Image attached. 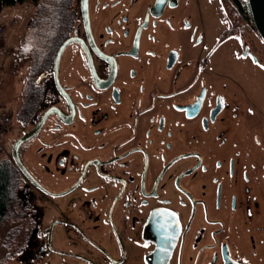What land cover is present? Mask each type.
<instances>
[{"label": "flooded vegetation", "instance_id": "obj_1", "mask_svg": "<svg viewBox=\"0 0 264 264\" xmlns=\"http://www.w3.org/2000/svg\"><path fill=\"white\" fill-rule=\"evenodd\" d=\"M221 1L257 32L236 0ZM28 3L11 147L45 120L18 149L30 176L11 160L13 245L0 264L263 258L264 147L247 129L253 105L213 60L225 38L211 45L206 1Z\"/></svg>", "mask_w": 264, "mask_h": 264}, {"label": "rangeland", "instance_id": "obj_2", "mask_svg": "<svg viewBox=\"0 0 264 264\" xmlns=\"http://www.w3.org/2000/svg\"><path fill=\"white\" fill-rule=\"evenodd\" d=\"M203 5L204 15L207 17L211 45L221 33L225 41L218 46L219 50L213 55L215 63L225 72V81L240 86L239 95L242 98L243 108L245 99L252 107V122L247 129L251 131L258 143L264 147V67L254 61V50L257 57L264 62V41L258 31L251 32L247 25L240 21L234 6L219 0H205ZM30 3L26 2L15 6L5 7L2 12L1 22L4 24V39L7 51L2 59L0 71V110L9 111L12 115L10 102L13 88L21 86L27 77L29 62L28 54L31 49V35H29ZM195 18L198 12L194 14ZM41 18V17H40ZM41 20V19H40ZM249 48V52L244 54ZM257 50V51H255ZM264 65V63H263ZM245 111V109H244ZM12 136V130L11 135ZM12 141V140H11ZM11 149V142L8 143ZM264 202V197L262 198ZM264 226V220L262 221ZM11 220L7 218L0 229V255L9 256L12 250ZM259 232V231H258ZM260 233V232H259ZM258 257L253 264H264V227L258 236Z\"/></svg>", "mask_w": 264, "mask_h": 264}, {"label": "trees", "instance_id": "obj_3", "mask_svg": "<svg viewBox=\"0 0 264 264\" xmlns=\"http://www.w3.org/2000/svg\"><path fill=\"white\" fill-rule=\"evenodd\" d=\"M29 0H0V21L5 7L23 4ZM243 20L253 21L248 0H236ZM2 64V61H1ZM17 173L8 157L0 159V229L15 203Z\"/></svg>", "mask_w": 264, "mask_h": 264}, {"label": "water", "instance_id": "obj_4", "mask_svg": "<svg viewBox=\"0 0 264 264\" xmlns=\"http://www.w3.org/2000/svg\"><path fill=\"white\" fill-rule=\"evenodd\" d=\"M248 3H249V8H250V12H251L254 25L259 35L261 36L262 40L264 41V0H248ZM59 58H60V55L58 54L57 61H56L57 64H58ZM254 60L257 61L258 59L254 56ZM44 120H45V116L39 121L38 125L34 129L26 132L22 137L17 139L12 144V147H11V153H12L13 158L15 159V161L18 162L19 166L23 169V171H25V173L29 176L30 174L28 170L25 168V166L20 160L18 149L23 141H25L26 139L36 134V132H38Z\"/></svg>", "mask_w": 264, "mask_h": 264}, {"label": "built area", "instance_id": "obj_5", "mask_svg": "<svg viewBox=\"0 0 264 264\" xmlns=\"http://www.w3.org/2000/svg\"><path fill=\"white\" fill-rule=\"evenodd\" d=\"M7 51L6 42L4 39V24L0 21V69L1 61ZM12 115L9 111L0 110V159L8 157L13 160L11 149L8 147L10 144V135L12 130Z\"/></svg>", "mask_w": 264, "mask_h": 264}, {"label": "snow or ice", "instance_id": "obj_6", "mask_svg": "<svg viewBox=\"0 0 264 264\" xmlns=\"http://www.w3.org/2000/svg\"><path fill=\"white\" fill-rule=\"evenodd\" d=\"M261 67H264V65H261ZM250 111H251V110H250ZM161 227H162V228H167L168 225H167V224H165V225H161ZM145 247H147V245H145Z\"/></svg>", "mask_w": 264, "mask_h": 264}, {"label": "crops", "instance_id": "obj_7", "mask_svg": "<svg viewBox=\"0 0 264 264\" xmlns=\"http://www.w3.org/2000/svg\"><path fill=\"white\" fill-rule=\"evenodd\" d=\"M2 21V20H1Z\"/></svg>", "mask_w": 264, "mask_h": 264}]
</instances>
